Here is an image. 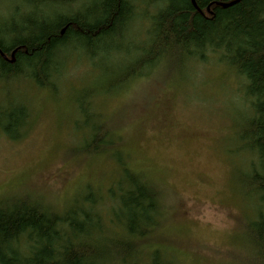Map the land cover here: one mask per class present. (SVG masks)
<instances>
[{"label":"rangeland","instance_id":"rangeland-1","mask_svg":"<svg viewBox=\"0 0 264 264\" xmlns=\"http://www.w3.org/2000/svg\"><path fill=\"white\" fill-rule=\"evenodd\" d=\"M4 4L0 0V15ZM139 16L130 44L109 56L93 61L68 48L58 83L41 88L21 80L10 93L9 83L0 84V105L14 95L25 98L29 110L21 138L0 133V201L27 198L64 212L88 193L103 198L110 186L124 183L122 157L126 168L162 193V220L151 238L165 259L247 261L241 233L256 216L258 197L243 190L242 174L251 172L253 158L241 139L247 99L240 79L212 59L170 58L126 79L123 69L145 55L133 47L147 39ZM98 125L116 145L100 155L81 153ZM149 257H138V264Z\"/></svg>","mask_w":264,"mask_h":264},{"label":"trees","instance_id":"trees-1","mask_svg":"<svg viewBox=\"0 0 264 264\" xmlns=\"http://www.w3.org/2000/svg\"><path fill=\"white\" fill-rule=\"evenodd\" d=\"M5 3L0 15V84L9 83L7 93L21 80L41 88L58 83L70 47L85 51L93 61L120 50L125 42L130 44L138 15L147 23V39L133 47L145 55L123 69L126 79L145 69L148 74L165 58L182 63L212 59L238 76L247 99L241 139L253 158L251 172L242 174L243 190L258 197V206L241 233L247 261L236 264H264V0ZM9 96L0 105V133L17 139L29 110L25 98ZM93 131L81 153L100 155L116 145L106 138L104 125ZM118 163L124 183L122 179L110 186L103 198L88 193L64 212L27 198L0 201V264H138L137 258L147 254L146 264H173L151 238L162 220V193L126 168L122 157Z\"/></svg>","mask_w":264,"mask_h":264}]
</instances>
